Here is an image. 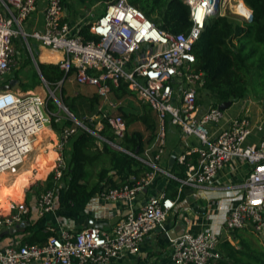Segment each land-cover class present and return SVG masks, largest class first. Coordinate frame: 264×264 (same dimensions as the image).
<instances>
[{"label": "built area", "instance_id": "obj_1", "mask_svg": "<svg viewBox=\"0 0 264 264\" xmlns=\"http://www.w3.org/2000/svg\"><path fill=\"white\" fill-rule=\"evenodd\" d=\"M38 1L0 0V87L9 83L2 82L9 70L19 67L16 66L18 42L26 45L30 55H33L30 40L36 42L40 48L59 55L53 64L58 65L64 76L55 86L73 77L77 84L96 89L112 109L111 112L102 110L101 116L115 140H119L126 132V125L122 115L115 112L108 81L115 86L120 80L127 82L128 88L150 106L156 118L153 139L140 154H132L152 170L133 185L104 188L97 194L104 201H123L129 208L110 232L94 225L77 231L60 230L42 244L22 242L0 249V264H110L136 254L145 236L156 231L168 238L170 264H216L221 253L217 247L218 234L211 229L169 235L166 218L175 200L158 192L137 208L134 202L138 192L158 173L175 179L180 192L184 186L209 182L236 158L247 163V174L238 186V200L224 218L223 226L225 230L246 228L264 236V137L256 143L245 144L252 131L248 116L235 115L226 126L219 128L225 110L209 106L200 111L198 89L202 88L205 77L203 72L195 70L192 52L206 18L213 11L250 21L251 9L242 0H183L189 7L191 27L187 33H170L155 26L128 0H111L93 20H85L84 16L75 22L64 15L63 0H44L42 26L28 28L27 19L37 9ZM86 23L90 24L88 30L94 36L89 40L78 33ZM35 69L47 92L43 87L42 92L20 91L13 86L0 89V174L16 170L31 152L40 132L50 128L52 121H61L48 107L49 99L61 106L54 94L55 87L49 86L37 64ZM167 123L196 139V145L187 151V154H196L194 163H185L186 153L177 157L178 163L186 165L182 178L158 164L165 152ZM101 127L102 123L97 121L95 128ZM78 128L105 140L76 119L71 126L55 131L54 167L50 177L54 182L44 187L37 197L40 214L55 207L56 184L66 167L64 149ZM46 139L41 142L47 143ZM105 141L120 148L115 142ZM27 212L25 203L16 204L9 213L0 215V229L20 223Z\"/></svg>", "mask_w": 264, "mask_h": 264}, {"label": "trees", "instance_id": "obj_2", "mask_svg": "<svg viewBox=\"0 0 264 264\" xmlns=\"http://www.w3.org/2000/svg\"><path fill=\"white\" fill-rule=\"evenodd\" d=\"M252 11L250 21H240L229 15L218 13L208 16L204 29L192 46L195 57V70L204 73V83L201 90L211 99V106L222 102L234 103L243 100L248 91L254 94L264 92V0H242ZM65 2V0H63ZM129 3L140 9L159 29L170 33H187L191 27L189 7L183 0H128ZM89 23L83 24L79 35L85 40L94 38L89 32ZM37 65L43 78L50 85L60 81L64 73L57 64L39 62L38 49H32ZM30 60L29 56L26 57ZM48 61V60H42ZM19 69L16 68L12 77H17ZM98 74L99 72H95ZM71 73L67 74V77ZM39 76L34 73V80L29 86L23 84L22 90L33 87ZM64 82V81H63ZM110 96L122 100L134 92L128 88L127 82L120 80L115 86L108 81ZM74 98L65 96V89L61 88V100L76 119H79V109ZM89 107L96 118L87 117L81 122L105 140L115 142L121 149H116L105 140L99 139L94 134L78 128L77 132L68 138L64 149L66 167L62 171L55 188V197L59 207L68 212H84L86 204L92 197L104 188L119 187L124 184L133 185L145 173L152 169L145 163L137 160L132 154H140L147 142H150L156 131V118L150 106L139 98V107L136 110L119 109L125 125L126 132L119 140H115L106 119L101 116V111L96 104L101 97L94 92L88 98ZM197 102L198 99H197ZM48 107L55 110L56 104L48 100ZM90 112V111H89ZM97 121L102 127L97 130ZM139 122L144 130L132 129L129 126ZM73 121L69 118L59 123L52 121L51 128L59 131L63 126H71ZM146 132V133H145ZM41 173L33 178H19L16 181L12 194H8V202L19 203L22 201L25 189H35L33 185L41 186L42 179L46 181L51 177L52 170H47L44 163H38ZM186 165L174 162L170 173L178 178L184 176ZM170 184L175 185L173 196L176 194L178 182L168 178ZM51 179L48 185H51ZM32 185V186H31ZM5 193L0 188V195ZM182 196V190L179 198ZM10 211L0 207V214L5 215ZM36 224H29L24 228L22 242L29 244H42L50 235L57 233L43 230V227L34 229ZM235 246L228 240L218 242L224 254L216 264H264V251H254L243 240Z\"/></svg>", "mask_w": 264, "mask_h": 264}, {"label": "crops", "instance_id": "obj_3", "mask_svg": "<svg viewBox=\"0 0 264 264\" xmlns=\"http://www.w3.org/2000/svg\"><path fill=\"white\" fill-rule=\"evenodd\" d=\"M44 3V0L38 1L37 9L27 19L28 28H40L42 26ZM33 43L34 47L38 49L39 55L43 51L50 53L49 50L40 48L36 42ZM50 55L52 57L54 55L59 57L58 54L53 52ZM47 60L50 61L48 63H53V61ZM198 105L201 112L211 106L208 104L204 105L200 102H198ZM235 115L248 116L251 121L252 131L247 137L245 144L256 143L264 137L263 99L252 98L247 94L243 100L231 103L225 110V117L219 123L218 127L222 128L226 126L228 120ZM46 129L52 132L54 139H56L55 130L51 127ZM42 135L43 131L38 135V140H36L37 146L40 145V140L45 138L44 136L42 138ZM147 144L148 142L145 146ZM195 145V137L185 135L177 126L167 123L165 152L158 160L159 166L163 170L170 172L174 162H178L177 157L182 153H186L185 163H194L196 161V154H187V151ZM34 153H30V160L27 164L30 167L33 165ZM247 168V163L243 159H233L209 182L199 186H184L182 188L181 198H179L181 192L178 191L179 184H177L176 194L173 196L175 185L170 184L169 177L166 174L158 173L143 190L138 192L134 207L141 206L148 197L158 192H163L175 200V205L166 218V226L168 227L170 236H175L178 233V231L175 233V229L179 228L180 220H184V224H182L184 231L198 232L204 228H209L218 234V242L220 240H228L230 243L233 242L232 240L238 242L240 239L230 238L229 232L223 226V221L229 210L238 200V186L244 182ZM145 175L146 173L140 179L144 178ZM49 180L44 186H37L38 188L32 190H30L29 186L25 189L21 202L25 203L28 212L20 223L15 224L11 228L0 229V249L22 243V239L25 236L23 232L24 228L29 224H36L34 229L43 227L44 231L50 230L58 233L60 230H80L81 228L89 226V222L92 219L94 226L100 227L105 232H110L114 224L129 211L125 202L104 201L96 194L86 204L83 213H64L65 211L62 207H59L56 200L55 207L52 211L40 214L36 206L37 197L41 190L48 186ZM7 203L0 205V207H5ZM168 250L169 243L167 236L160 231H156L145 236L136 254L124 256L110 264H170Z\"/></svg>", "mask_w": 264, "mask_h": 264}, {"label": "rangeland", "instance_id": "obj_4", "mask_svg": "<svg viewBox=\"0 0 264 264\" xmlns=\"http://www.w3.org/2000/svg\"><path fill=\"white\" fill-rule=\"evenodd\" d=\"M110 1L111 0H65L66 6L64 9V15L68 19L72 20L73 22L80 20L84 16L86 17L85 20L91 21L104 11L106 5ZM30 45H31V48H34V43L31 40H30ZM17 51H18V62L16 64V66H19V67L11 68V70H9L7 76L2 79V82L3 83L4 82L5 83L12 82L13 83L12 86L15 89H18L20 91H40V92H42L41 89L44 85H43L42 81L40 80V78H37L38 81L36 82V84L33 87H31L27 90H22L23 84H25L27 86H29V84H31V82L34 80V73L35 72L37 73V71L35 69L34 63L32 62V60L30 58V53H29V50L26 47V45L22 44L21 42H18ZM50 53L48 51L41 52L40 56L38 55L37 60L39 62H45V63H48L50 61H42V60L49 59V60L53 61L54 57H52L50 55ZM28 56H29L30 60L26 59V57H28ZM44 56H46V57H44ZM16 68L19 69V71L17 72V77L14 78L12 76L14 75V71L16 70ZM37 75H38V73H37ZM49 86L52 89L55 87L54 88V94H55L56 98L58 99L61 106L59 107L56 104V102L53 99L52 100L56 104V108L54 111L60 116L61 121L63 119L69 118L74 122V119H76L74 116L72 118L69 115V113L63 108V107L67 108V106L61 100V88L62 87L65 89V96H69V97L74 98L73 100L75 101V104L77 105V107L79 109V113H78L79 119H76V120L81 122V120H83L87 117L96 118L95 114H93L91 111L92 109H90V107H89V101L87 99L89 96H91L96 91V89L94 87L79 85L73 80V77H71L70 80L65 79L64 82L61 83L59 86H55V85H49ZM43 89L45 92H47L45 87H43ZM248 94L252 98L255 97V98H261L264 100V92L260 93V94H254L250 90V91H248ZM111 99L115 103V108H116L115 112L116 113L117 112L120 113L119 109L117 108L119 105H122L123 108L126 110H128V109L136 110V109H138L139 103H140L139 98L137 97V95L135 93L133 95H128V96L124 97L122 100H116L112 96H111ZM198 101L204 105H207V104L210 105V103H211V99H209L208 96L205 95V91H203V90L198 91ZM96 106H97V109H99L101 112H102V110L108 111V112L112 111V109L109 108L108 104L106 102H103L102 99L98 100V103L96 104ZM67 110H68V108H67ZM132 129L144 130L143 125L139 122L131 124L129 126V130H132ZM67 144H66V146H67ZM66 146H65V148H66ZM33 159L34 160H32V162L35 164L34 166L37 168L38 172L37 173L30 172L32 166L28 167L25 170L19 169L18 179L19 178H33L34 175H38L39 173H41V169H40V166L38 165V163L40 162V163H44L46 165V163L49 162V159H47V155H45V154L35 153V154H33ZM0 178H1V176H0ZM1 181H2V178H1ZM41 184H42L41 186L46 185V181L44 179H42ZM33 186L35 188H38L35 185H33ZM0 188H1V186H0ZM9 199H10V196L8 195V193H6V192L2 193L0 195V205L8 202ZM226 231L229 232L228 234L230 235L231 239L238 238L240 240L245 241L247 243V245L249 246V248L254 250V251H264V236L257 235L253 231L248 230L246 228L237 229V230H226ZM232 241H233L232 242L233 245H235L236 247L239 246L238 242H236L234 240H232ZM218 248H220V250L224 254L222 246L219 245Z\"/></svg>", "mask_w": 264, "mask_h": 264}, {"label": "bare ground", "instance_id": "obj_5", "mask_svg": "<svg viewBox=\"0 0 264 264\" xmlns=\"http://www.w3.org/2000/svg\"><path fill=\"white\" fill-rule=\"evenodd\" d=\"M53 57H54V60H56L58 58V56H56V55H54ZM43 136L47 138V143L43 144L41 142V140H40V145L37 146L36 145V140H38V137H37L36 140L34 141V145H33L34 147H32L31 152L47 155V159H49V162L46 163L45 168L47 170H53V167H54L53 160H54V157H55V152L52 149V146L54 145V142H55L54 135L52 134V132H50L48 129L45 128L43 130L42 138H43ZM30 153L28 154V156H26L24 162L16 170L7 171V172H3V173L0 174V176L2 178V181H1V178H0V186H1V188L4 189V191L6 193H8V194H12L13 193V191L15 189L16 181L18 179L19 169L25 170L28 167H30V166L27 165L29 163V160H30ZM34 165L35 164L33 163L30 172L37 173L38 170H37V168ZM16 204L17 203L8 202L5 205L4 208L9 210V211H11Z\"/></svg>", "mask_w": 264, "mask_h": 264}, {"label": "water", "instance_id": "obj_6", "mask_svg": "<svg viewBox=\"0 0 264 264\" xmlns=\"http://www.w3.org/2000/svg\"><path fill=\"white\" fill-rule=\"evenodd\" d=\"M212 1L213 0H210V2H212ZM216 13H217L216 11H213V14H216ZM30 58H31L32 62L34 63V65H36L37 61L34 58V56L30 55ZM12 84H13L12 82H9L8 84H5V85L1 86L0 89H2V90L9 89L12 86ZM230 104H231V102L227 101V102H222V103L218 104L217 106H218V108H220L222 110H226L229 107ZM63 108L67 112H69L66 107H63ZM119 149H121V148H119ZM93 223L94 222L91 219L90 222H89V226H92ZM182 224H184V220H180L179 228L175 229V233L178 231V233L175 234V236L181 234L184 231L183 228H182ZM172 237H174V236H172Z\"/></svg>", "mask_w": 264, "mask_h": 264}]
</instances>
